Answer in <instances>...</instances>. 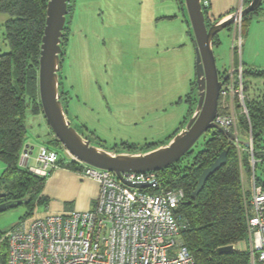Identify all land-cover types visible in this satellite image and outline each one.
Masks as SVG:
<instances>
[{"label":"rangeland","instance_id":"1","mask_svg":"<svg viewBox=\"0 0 264 264\" xmlns=\"http://www.w3.org/2000/svg\"><path fill=\"white\" fill-rule=\"evenodd\" d=\"M218 2L219 6H208L211 19L231 12H225L230 7L237 10L248 3ZM71 4L69 43L61 74L64 89L69 91L66 108L72 125L92 143L117 151H130L128 143L144 148L148 143L167 141L188 113L185 96L196 77V51L188 31L187 8L182 9L179 0H72ZM8 17V13H0V53L10 50L5 36ZM218 35L221 43L214 51L220 72L236 69L233 77L237 78L242 67L249 85L246 96L264 94V75L250 73L264 69V0L258 9ZM235 107L238 112L241 106ZM238 126L240 140H247L242 122ZM27 128L34 163L40 146L54 132L43 112L31 110L27 112ZM56 150L60 159L68 162L63 144ZM50 200L48 197L47 202ZM45 205L37 204L35 216L25 220L44 213ZM27 209L21 204L0 211V231L15 228ZM1 246L0 239V250ZM246 247L247 239L236 245Z\"/></svg>","mask_w":264,"mask_h":264},{"label":"trees","instance_id":"2","mask_svg":"<svg viewBox=\"0 0 264 264\" xmlns=\"http://www.w3.org/2000/svg\"><path fill=\"white\" fill-rule=\"evenodd\" d=\"M71 1L69 0L68 5L69 13L72 11ZM47 2L48 0H0V13L9 14L5 21V36L10 45L9 51L0 53V160L5 163V169L0 176V191L6 192V196L0 198V202L28 200L24 203L27 205V212L21 220L33 216L37 204L47 202L44 189L48 177L31 172L21 163L20 158L29 136L27 112L28 110L33 113L43 112L39 95V63ZM179 4L182 9H186L184 0H179ZM208 6H204V10L207 22L210 24L223 15L211 19L208 15ZM186 19L190 24L189 18ZM68 30L67 21L62 43V61L67 54ZM189 34L193 37L191 24ZM213 43L214 47L221 43L218 34L214 37ZM250 73L264 75V69L250 70ZM62 78L61 74L62 100L67 107L69 91L64 89ZM191 84L194 86L193 90L185 96L190 109L178 130L187 122L198 102L196 77ZM245 87L249 88L246 82ZM236 104L239 108L238 101ZM246 105L249 116L244 113L239 114V122H242L247 134L252 131L256 178L263 183L264 94L246 97ZM203 135L202 141H197L196 146L194 144L195 147L193 146L179 160L157 170L158 180L163 186L182 187L185 190V198L178 211L187 220L184 239L193 252L197 264H250L248 248H236V245L246 240L248 236L247 204L241 170L245 169L249 176L252 175L250 150L242 143L243 149L240 151L234 140L218 128H211ZM158 145L148 143L142 148L135 143H128L126 148L130 151L139 149L143 151ZM41 146L57 151L56 149L62 146V142L53 133V136ZM224 150L227 151L226 162L208 177L203 189L193 197L203 169ZM245 152L248 154L245 155ZM68 158V162L59 158V165L75 171L82 170L83 165L79 161L69 155ZM5 233L0 231L2 242L0 262L3 264L8 260V243L3 239ZM231 244L235 246L234 250L219 251L220 247Z\"/></svg>","mask_w":264,"mask_h":264},{"label":"built area","instance_id":"3","mask_svg":"<svg viewBox=\"0 0 264 264\" xmlns=\"http://www.w3.org/2000/svg\"><path fill=\"white\" fill-rule=\"evenodd\" d=\"M202 2L209 5V0ZM242 71L240 67L238 77L223 84L222 111L218 110L214 120L217 126L236 133L234 143L240 151L239 114L249 116ZM236 101L241 106L238 112ZM248 135L252 175L241 170L248 251L250 264H264V180L262 183L256 178L252 131ZM32 150L25 146L20 157L31 172L49 177L60 166L57 151L40 146L32 163ZM67 153L83 165L80 173L99 183L96 205L88 210L71 209L21 220L3 236L8 243L4 264H197L184 239L187 220L178 211L185 198L182 187L161 185L156 171L124 172V177L133 182L157 180L146 188L133 187L116 172L94 167Z\"/></svg>","mask_w":264,"mask_h":264},{"label":"water","instance_id":"4","mask_svg":"<svg viewBox=\"0 0 264 264\" xmlns=\"http://www.w3.org/2000/svg\"><path fill=\"white\" fill-rule=\"evenodd\" d=\"M193 32L196 51V81L198 102L190 118L167 142L143 151H117L94 144L72 125L61 94V69L64 29L68 21L69 0H48L46 24L42 36L39 63V95L43 113L54 134L76 159L94 167L116 172L126 184L146 188L157 180L133 182L124 177V172L157 171L179 160L211 128H218L232 140L237 139L234 131L217 126L220 92L223 84L237 70L222 74L217 66L214 37L224 28L236 23L239 18L258 9L263 0H250L246 6L207 22L202 0H184ZM241 143L249 146V141ZM33 149V147H32ZM227 151L221 154L199 176L193 192L196 197L203 189L208 177L225 162ZM6 192L0 191V198ZM28 200H6L0 202V211L26 203ZM233 244L222 246L220 252L232 251Z\"/></svg>","mask_w":264,"mask_h":264},{"label":"crops","instance_id":"5","mask_svg":"<svg viewBox=\"0 0 264 264\" xmlns=\"http://www.w3.org/2000/svg\"><path fill=\"white\" fill-rule=\"evenodd\" d=\"M218 1L219 0H210L209 7H214V5L219 6ZM231 6H234V5H231ZM222 8H225V7H221L220 9ZM230 8L232 9H227L228 11L226 10L225 12H229V11L232 12L235 10L233 7H230ZM221 15H223V12L220 13V16ZM232 52L234 53L233 50ZM235 54H234L233 59H234V65L236 66L237 58ZM241 65L243 66V64ZM227 71L229 70L225 69L222 71V73L227 72ZM193 80L194 79H191L190 81V90L188 92H191L193 90L192 87L194 86L191 84ZM189 109H190V104H189ZM177 130L178 129H176L174 133H176ZM174 133H172V135ZM165 142L166 141H164V143ZM156 144L161 145L163 144V142L156 143ZM27 145H29L30 148L33 147L30 143H27L26 146ZM4 169H5V163L2 160H0V176L3 173ZM245 173L247 174L246 171ZM99 188H100V185L95 179L86 177L79 171H75V170L65 168L63 166H59L56 169H54L52 174L48 177L46 185H45V189H44L45 196H47V198L49 197L51 200L46 203L45 208H44L45 210L44 213L42 214L40 213V215L37 217L44 216L50 213L65 212L71 209H79V210L92 209L96 205L97 198L99 195ZM67 202H68V205L70 204L71 205L68 206ZM34 216L35 215H33L32 217ZM33 219L34 218H32V220Z\"/></svg>","mask_w":264,"mask_h":264},{"label":"flooded vegetation","instance_id":"6","mask_svg":"<svg viewBox=\"0 0 264 264\" xmlns=\"http://www.w3.org/2000/svg\"><path fill=\"white\" fill-rule=\"evenodd\" d=\"M244 5H245V4H244ZM244 5L241 4L240 7H241V6H244ZM237 71H238V70H237ZM237 71H236V72H237ZM233 75H234V73L230 76V78L233 77Z\"/></svg>","mask_w":264,"mask_h":264},{"label":"clouds","instance_id":"7","mask_svg":"<svg viewBox=\"0 0 264 264\" xmlns=\"http://www.w3.org/2000/svg\"><path fill=\"white\" fill-rule=\"evenodd\" d=\"M240 8V7H239Z\"/></svg>","mask_w":264,"mask_h":264}]
</instances>
